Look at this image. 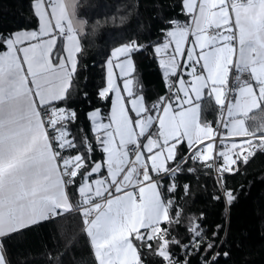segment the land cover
I'll return each mask as SVG.
<instances>
[{
  "label": "snow or ice",
  "instance_id": "6c2138e0",
  "mask_svg": "<svg viewBox=\"0 0 264 264\" xmlns=\"http://www.w3.org/2000/svg\"><path fill=\"white\" fill-rule=\"evenodd\" d=\"M182 3L191 22L170 21L162 30L165 40L152 46L164 77L174 78L169 95L148 105L134 92L132 54L145 45L131 41L113 48L98 96L114 99L106 118L100 109L88 114L95 144L85 136V152L69 139L68 125L77 113L66 107L82 52L78 33L84 22L75 19V0H35L38 29L0 34V264H10L2 238L72 211L81 217L96 264H145V249L165 264H180L172 245L189 255L216 246L217 233L209 240L196 217L190 218L188 243L171 235L181 210L170 215L174 202L164 198L163 181L171 179L167 191L176 190L181 168L169 162L186 143L187 159L207 168L210 161H221L219 182L231 204L235 197L224 174L238 172L257 148L264 150V124L246 126L254 111L264 114V0ZM206 99L219 107L217 123L227 136L244 140L216 145L212 122L202 119ZM96 148L104 159L92 158ZM67 150L75 155L65 156ZM73 186L80 197L75 203L69 194ZM184 189L187 193L189 185Z\"/></svg>",
  "mask_w": 264,
  "mask_h": 264
},
{
  "label": "trees",
  "instance_id": "16d2710c",
  "mask_svg": "<svg viewBox=\"0 0 264 264\" xmlns=\"http://www.w3.org/2000/svg\"><path fill=\"white\" fill-rule=\"evenodd\" d=\"M32 2L0 0V34L37 29ZM76 14L85 20V29L79 37L82 52L66 107L77 113V119L68 125L69 139L74 138L77 150L85 152V136L95 144L88 112L100 109L105 117L109 111L111 98H100L98 92L106 86V61L111 50L131 41L145 45L132 54L133 88L151 105L167 89L152 46L161 42L162 30L169 28L170 21L187 19V16L182 10V0H78ZM205 107L202 119H212L218 107L207 99ZM250 115L255 116L254 120L247 121L250 130L264 124V114L258 110ZM187 151L185 146H178L177 159L172 164L181 160ZM64 155H75V152L67 150ZM92 158L100 161L104 154L96 148ZM186 160L175 175L176 190L169 194L174 202L170 215L175 218L176 210H181L180 223L171 225V235L188 243L190 218L196 217L209 240L217 233L216 246L208 252L203 248L192 250L189 255L181 247L172 245L175 259L187 260L189 264H205V260L207 264H264V150L256 151L246 165L241 163L238 172L224 175L227 188L235 197L231 204L226 202L222 184L205 169L204 163ZM189 168L195 172H189ZM171 182L165 179L163 184L167 187ZM184 185H189L187 193ZM69 194L73 203L80 198L75 186L69 189ZM217 196L219 199H214ZM2 242L10 264H96L76 211L2 238ZM143 255L145 264H165L147 249Z\"/></svg>",
  "mask_w": 264,
  "mask_h": 264
},
{
  "label": "built area",
  "instance_id": "2783aa9c",
  "mask_svg": "<svg viewBox=\"0 0 264 264\" xmlns=\"http://www.w3.org/2000/svg\"><path fill=\"white\" fill-rule=\"evenodd\" d=\"M177 22L183 24V23H187L184 19H180V20H177ZM174 82V78L172 79H167L166 80V86H167V89H166V92L163 96H166V95H169V87L170 85H172ZM172 91H174V88H172ZM223 118H226V113L224 114V117ZM222 119L221 117V112H220V109L219 107L217 108V113L216 115L212 118V119H205L209 122H212V126L214 128V137H215V143L216 145H220L221 143V140L223 139L224 140V136H225V133H226V129L223 128L222 124H219L217 123L218 121H220ZM246 126L247 125V121H246ZM219 147H217L215 150H214V153H213V156L215 157L216 156V153H217V150H218ZM261 149H256V151H260ZM190 156V150L187 151V153L184 155V157L179 160L178 162H175L174 164L170 165L171 167L175 168L177 164L180 165V168L182 167V163L181 161L183 160H186L188 157ZM209 163H212V167L211 168H207L205 167V169L211 173L218 181L219 184H221L219 181H220V173L218 171V168H219V165L221 163V161L219 159H214V161H210ZM194 169V168H193ZM180 171H178L177 173H179ZM195 172V171H193ZM176 173V174H177ZM225 175V174H224ZM169 194L170 192L167 191V187H165L164 189V198L167 200V199H170L169 197ZM80 199V198H79ZM180 264H183V262H180Z\"/></svg>",
  "mask_w": 264,
  "mask_h": 264
},
{
  "label": "crops",
  "instance_id": "0c3cea01",
  "mask_svg": "<svg viewBox=\"0 0 264 264\" xmlns=\"http://www.w3.org/2000/svg\"><path fill=\"white\" fill-rule=\"evenodd\" d=\"M77 1L78 0H75V19L76 20H79V21H83L84 22V25H83V29H82V31L81 32H79L78 33V38L80 37V35H82L83 34V32H84V29H85V20L82 18V17H79L77 14H76V4H77ZM34 2H35V0H33V2H32V6L34 5ZM182 10H183V12H184V14H185V11H184V8H183V3H182ZM187 16V15H186ZM187 23H190L191 22V20H190V17L189 16H187V19H184ZM38 27H39V21H38ZM38 27H37V29H38ZM31 30H36V29H27V30H19V31H15L14 33H16V32H20V31H31ZM191 39V38H190ZM165 40V36H163V38H162V40H161V42L160 43H162L163 41ZM62 47H63V45H62ZM115 48V47H114ZM171 49H169V51H170ZM112 51V50H111ZM111 54V53H110ZM156 54V53H155ZM156 57H157V60H158V63H159V60H160V55H158V54H156ZM108 60V59H107ZM114 63H118V61H115L114 60ZM159 67H160V69H161V73H162V75H163V78H164V80H165V82H166V80L167 79H169V78H165L164 77V74H163V68L160 66V64H159ZM114 74H115V76L117 77V83H119V84H121L122 85V79L119 77V69H116V68H114ZM106 78H107V65H106ZM130 79H132L133 80V73L131 74V76L129 77ZM185 79H188V80H190L191 78L190 77H187V76H185ZM134 81V80H133ZM134 84V83H133ZM179 85L177 84L176 85V87H178ZM132 87H134V85H132ZM134 89V88H133ZM176 90V88H174V91ZM207 91V90H206ZM137 95H141V94H137ZM213 102V101H212ZM213 104H214V102H213ZM218 107V106H217ZM109 110H110V107H109ZM93 110H91V111H89L88 112V114L90 113V112H92ZM109 114V111H108V113H107V115ZM107 115L105 116V118L107 117ZM101 116H103L102 115V113H101ZM89 117V116H88ZM106 122V121H105ZM91 127H92V124H91ZM226 140L224 141L225 143H227V144H229L230 143V141H233V143H237V144H239L242 140H244V138H242V137H238V136H232V137H229V136H227V134H226ZM182 146H185L188 150H189V148H188V146H187V144L186 143H184ZM221 149L220 148H218V152L220 151ZM173 162V161H172ZM172 162H169V164L170 165H172ZM106 174V173H105ZM94 177H97V176H94ZM93 177V178H94ZM5 255V254H4Z\"/></svg>",
  "mask_w": 264,
  "mask_h": 264
},
{
  "label": "rangeland",
  "instance_id": "374dc122",
  "mask_svg": "<svg viewBox=\"0 0 264 264\" xmlns=\"http://www.w3.org/2000/svg\"><path fill=\"white\" fill-rule=\"evenodd\" d=\"M112 99H114V96H112V98H111V103H112ZM111 103H110V108H111ZM93 110H95V109H93ZM226 134H227V131H226V133H225V136H226ZM224 136V137H225ZM242 138H244V137H242ZM245 139V138H244ZM226 140V137L224 138V141ZM231 143H233V141H230V143H229V145L231 144ZM217 153H218V150H217ZM95 178H101V177H94L93 179H95Z\"/></svg>",
  "mask_w": 264,
  "mask_h": 264
}]
</instances>
